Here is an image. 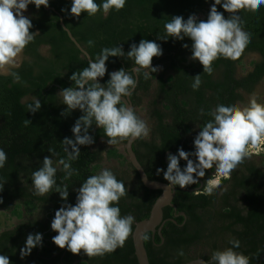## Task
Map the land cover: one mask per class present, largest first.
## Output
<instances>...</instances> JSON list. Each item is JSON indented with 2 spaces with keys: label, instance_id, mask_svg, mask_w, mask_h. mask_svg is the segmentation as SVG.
I'll list each match as a JSON object with an SVG mask.
<instances>
[{
  "label": "trees",
  "instance_id": "1",
  "mask_svg": "<svg viewBox=\"0 0 264 264\" xmlns=\"http://www.w3.org/2000/svg\"><path fill=\"white\" fill-rule=\"evenodd\" d=\"M213 3L214 0H126L122 10L113 9L107 17L101 11L92 17L81 13L79 18L71 15V0H49V6H41L39 10L29 5L33 25L30 31L38 32L39 36L23 50L27 60L0 74V149L7 154L5 166L0 168V210L15 213L14 207L19 203L38 209L36 216L0 231V255H6L11 264H27L34 252L48 255L58 248L52 242L57 235L51 229L55 212L65 203L75 205L78 188L93 175L92 167L101 161L104 151L100 146L93 147L102 135L101 129L93 125L89 135L94 143L80 146L79 158L71 161L78 175L64 180L65 173L57 171V185L62 186L63 181L69 187L67 202L61 200L55 189L44 196L34 195L32 172L41 166L45 156L51 157L49 147L57 153L53 160L67 159L61 142L66 137L74 140L72 128L83 115L79 109L61 115L66 105L61 104L57 94L73 86L70 76L87 67L88 62L58 25V16L90 59H95L103 48L122 47L125 57H109L107 72L99 79L102 85L107 84L113 71L134 67V61L126 57L132 44L138 46L146 39L161 46L163 54L152 60V66L160 70L149 79L144 78L143 71L138 76L134 73L137 85L129 99L132 108L138 106L152 88L147 108L151 126L149 138L134 140L131 149L148 179L167 183L163 172L157 174V169L167 170V155H176L181 148L194 152V139L200 131L197 125L213 119L209 112L219 104L227 106L241 101L240 91L251 93L264 77V6L255 13L246 10L238 13L244 21V30L251 33V42L238 60L223 57L215 60L210 75L203 73L199 61L191 59L192 41L188 37L183 40L170 37L166 42L157 39L165 35L164 24L174 16H182L186 21L194 14L198 21L207 20ZM217 8L228 18L222 6ZM89 41L94 45L90 47ZM40 44L48 46L46 55L39 54ZM184 44L188 47L184 48ZM246 53H254L258 58L250 62L249 71L237 76L236 66ZM196 75H201L202 83L198 90H193L192 78ZM34 97L41 104L35 114L28 112ZM25 120H30L31 125L25 126ZM104 154L122 158L115 148L105 150ZM260 157L259 162L244 159L229 178L219 179L218 187L205 190L198 183L183 189L174 186L171 205L161 209L160 237L156 231L152 239L149 232L142 235L148 263L181 264L192 258L188 255L192 246L203 245L207 253L201 258L211 264L212 253L231 247L228 241L235 238L240 247L234 250L247 256L249 264H264V154ZM127 167L129 173L111 170L128 188V195L115 206L120 208L121 216L130 214L136 222L147 217L160 191L145 188L128 162ZM180 167H186V161L181 160ZM206 178L208 174L202 182ZM224 183L226 186L217 194ZM37 233L42 234V246L21 259L19 250L25 246L27 236ZM63 250L65 263L74 257H84L89 264H136L130 236L123 247L90 259L82 251L79 255L66 248L59 252ZM181 250L182 256L178 255Z\"/></svg>",
  "mask_w": 264,
  "mask_h": 264
},
{
  "label": "clouds",
  "instance_id": "2",
  "mask_svg": "<svg viewBox=\"0 0 264 264\" xmlns=\"http://www.w3.org/2000/svg\"><path fill=\"white\" fill-rule=\"evenodd\" d=\"M125 4L126 0H101L99 4L96 0H71V15L79 18L81 13H87L92 17L102 11L107 17L113 9L122 10ZM29 5H35L39 10L41 6L47 8L49 0H0V72L6 73L10 68L18 67L23 50L39 36L38 32L30 31L33 27L31 19L23 14ZM217 6H222L224 12L229 14L228 18L218 11ZM261 6H264V0H214L207 20L198 21L194 14L186 21L182 16H174L164 24L165 35L157 39L166 42L170 37L176 40L188 37L192 41L191 59L199 61L203 73L210 75L215 60L220 57L238 60L251 42V33L244 30V21L238 13L244 10L255 13ZM88 44L91 47L94 42L89 41ZM183 47L187 48L188 45L184 44ZM162 54L161 46L153 41L142 39L138 46L132 44L126 57L134 61V67L128 71H113L107 84L102 85L99 79L107 72L109 57H125L121 46L106 47L95 59H89L87 67L70 76L73 86L57 94L61 104L66 105V111L61 115L67 116L77 109L83 115L72 128L74 140L66 137L61 142L67 159L53 160L57 153L49 147L51 157L45 156L41 166L32 172L34 195L44 196L55 189L61 200L67 202L69 187L63 181L62 186L57 185V171L59 169L65 173L64 180L78 175L71 161L79 158L80 146L94 143L89 135L93 125L103 131L111 146L149 136L147 121L138 116L135 109L122 98L130 97L136 88L137 80L133 73L138 76L143 71L144 78L149 79L152 73L160 70L152 66V60ZM15 78L19 79L18 76ZM192 79L191 87L198 90L202 83L201 75ZM40 108L39 100L34 97L33 103L28 105V112L35 114ZM209 115L212 120L202 126L197 125L200 131L194 139L195 151L189 153L181 148L176 155L169 153L167 170L157 169L158 175L164 173L168 185L183 189L198 182L194 176L203 178L206 171L213 168L216 176L229 178L249 155V145L255 148L264 140V103L259 102L256 94L249 96L244 105L219 104ZM24 123L25 126L31 125L30 120ZM181 160L186 161L183 169L180 167ZM6 161L7 154L0 149V168L5 166ZM209 183L219 184L220 181ZM127 195L128 188L108 168L90 175L78 188L75 205L65 203L55 212L51 229L57 235L52 242L74 255L82 251L89 259L123 247L132 233L134 217L130 214L121 216L120 208L115 205ZM228 243L231 247L212 253L211 264H249L247 256L234 250L240 247L239 240L230 238ZM37 246H42V234H29L25 246L19 250L21 259L29 256ZM178 255H184L183 251ZM0 264L11 262L6 255H0Z\"/></svg>",
  "mask_w": 264,
  "mask_h": 264
},
{
  "label": "rangeland",
  "instance_id": "3",
  "mask_svg": "<svg viewBox=\"0 0 264 264\" xmlns=\"http://www.w3.org/2000/svg\"><path fill=\"white\" fill-rule=\"evenodd\" d=\"M26 17L29 15V6L27 8V11L23 13ZM41 54L46 53L45 47H40L39 49ZM257 59V55L254 53H246L242 56L241 62L237 64L236 66V75L242 76L244 73L247 72L250 68V62L252 60ZM8 72V71H7ZM6 72V73H7ZM4 72H0V74H6ZM153 87V86H152ZM252 94H256L259 97V102L264 103V77L261 78L256 85L253 87V90L251 93H243L242 92V100L238 102L237 104L244 105L247 104L249 96ZM152 96V88L150 89L148 95L146 97H143L141 99V103L138 106L133 107L135 109L136 114L140 116L142 119L146 120L148 123V126L150 128L151 121L147 116V108L148 103ZM102 135L99 136L95 143L93 144V147H102L103 150H107L109 148H115L118 153L122 155V158H113V157H106L105 154L102 155L101 161L95 164L93 168V174H98L103 168H108L109 170H117L121 172L129 173V169L127 167V159L124 154L123 150V143L115 146H111L107 143V137L104 136L103 131L101 130ZM147 138L144 139H148ZM104 151L102 153H104ZM249 155L247 157H250L256 161L260 160V156L264 154V140H262L258 147L253 148L251 145L248 147ZM221 176H216L213 174L211 176L210 181L219 180ZM216 184L215 183H207L205 190L212 189ZM14 212L12 213L10 211H4L0 210V231L8 229L15 225L17 222L25 221L31 216H36L38 214V209L36 207H32L31 205H25L23 203H19L14 207ZM207 253V248L203 245H195L192 246L188 250V255L193 258H201L202 255Z\"/></svg>",
  "mask_w": 264,
  "mask_h": 264
},
{
  "label": "water",
  "instance_id": "4",
  "mask_svg": "<svg viewBox=\"0 0 264 264\" xmlns=\"http://www.w3.org/2000/svg\"><path fill=\"white\" fill-rule=\"evenodd\" d=\"M58 25L65 32L68 40L74 45V47L79 51V53L85 57V59L88 62L90 59L88 54L72 37L70 31L63 25L60 16H58ZM134 78L136 79L135 74H134ZM122 99H125L126 101L124 102L127 103L129 107H132L129 97H125ZM133 141H130V142L124 141L123 143V150H124V154L126 156L127 162L129 163L131 168L136 172L140 183L145 188L160 191V193L157 195V197L153 201L149 209L147 217L134 222L133 227H132V233L130 235L131 245H132L136 264H149L147 260V256L143 248V245H142V235L146 232H149L152 237L153 233L156 231V233L160 237L159 229L161 227V220H162L161 209L164 206L171 205L170 201L173 196L174 186L168 185V182L165 183V182H161L157 180H150L147 178L145 172L143 171L141 165L137 161L131 149V144ZM181 264H207V262L203 258H193Z\"/></svg>",
  "mask_w": 264,
  "mask_h": 264
},
{
  "label": "flooded vegetation",
  "instance_id": "5",
  "mask_svg": "<svg viewBox=\"0 0 264 264\" xmlns=\"http://www.w3.org/2000/svg\"><path fill=\"white\" fill-rule=\"evenodd\" d=\"M32 9L29 7V15L27 16L28 18L31 16V14H32V11H31ZM40 47H45L46 48V53H47V49H48V46H46V45H43V44H40L39 46H38V52L40 51L39 49H40ZM46 53L45 54H41L40 52H39V54L40 55H46ZM28 59V56L27 55H23V53H22V55H21V57H20V61L21 60H27ZM251 67V66H250ZM249 70H250V68H249ZM249 70H247V71H249ZM256 85V84H255ZM254 85V86H255ZM241 92V95H242V92L243 91H240ZM243 93H245V92H243ZM248 94V93H247ZM240 102V101H239ZM238 103V102H237ZM236 103V104H237ZM249 159L250 157H246L245 159ZM251 159V158H250ZM256 161V160H255ZM260 160H258L257 162H259ZM206 174H208L209 175V178H206L205 179V181L204 182H202V178H195V179H197V183H198V186L199 187H201V186H203L204 185V189L206 188V184L207 183H209V181L211 180V176L213 175V174H215V168H213V169H210V170H207V173ZM218 185L219 184H216L214 187H218ZM226 186V183H224L223 185H222V187H220V188H218L217 189V194H219V193H221L220 191V189H222V188H224ZM213 187V188H214ZM151 239H152V237H151ZM38 249L36 248L35 249V251H37ZM62 249H60V248H57L56 250H54V251H52L50 254H48V255H39L37 252H34L33 254H32V258L29 256V259L27 260V264H89V262H88V260L86 259V258H84V257H74L70 262H67V263H65L64 262V260H65V255H64V250H63V252H59V251H61Z\"/></svg>",
  "mask_w": 264,
  "mask_h": 264
}]
</instances>
